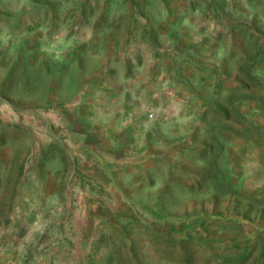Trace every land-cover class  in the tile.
Returning a JSON list of instances; mask_svg holds the SVG:
<instances>
[{
    "label": "rangeland",
    "instance_id": "rangeland-1",
    "mask_svg": "<svg viewBox=\"0 0 264 264\" xmlns=\"http://www.w3.org/2000/svg\"><path fill=\"white\" fill-rule=\"evenodd\" d=\"M0 264H264V0H0Z\"/></svg>",
    "mask_w": 264,
    "mask_h": 264
}]
</instances>
